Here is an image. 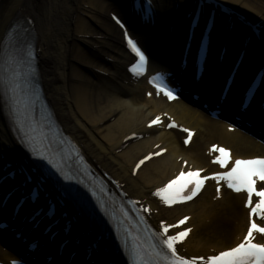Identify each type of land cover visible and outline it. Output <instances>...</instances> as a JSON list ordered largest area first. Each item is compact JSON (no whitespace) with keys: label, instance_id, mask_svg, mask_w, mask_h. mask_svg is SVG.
<instances>
[{"label":"bare ground","instance_id":"1","mask_svg":"<svg viewBox=\"0 0 264 264\" xmlns=\"http://www.w3.org/2000/svg\"><path fill=\"white\" fill-rule=\"evenodd\" d=\"M86 1L89 0H0V48L11 20L17 14L29 16L33 20L45 94L64 130L92 165L120 180L130 196L146 202L156 225L163 220L173 224L184 214H191L187 226L194 225V231L180 243L182 255H209L236 245L248 224L242 194L224 190L218 199L213 186L207 184L191 202L164 207L152 192L182 169H211L210 158L202 148L206 145L208 149L217 142L214 139L232 148L235 157L264 156V147L184 100L167 102L155 95L146 97L144 79H131L126 72L133 58L125 49L123 31L108 17L114 12L122 13L130 0H91L92 5L87 7ZM160 1L165 2L157 0L156 4L161 5ZM166 1L169 10L172 4L185 5V0ZM222 1L236 7L249 20L257 18L264 29V0ZM241 41L236 36L234 43L240 46ZM248 53L255 55L250 48ZM150 67L152 71L158 69L151 63ZM206 84L205 79L200 83ZM165 112L196 131L188 148L180 142L178 131L149 127L154 117ZM7 123L0 95V149L6 150V145H10V149L16 150ZM130 134L136 136L126 140ZM161 149L166 150L162 156L153 155L133 175L139 159ZM204 192H209V199L196 205ZM12 207L7 205L8 214H12ZM205 232L217 234L216 241L207 242ZM27 253L25 249L23 254ZM15 257L0 243V261ZM79 260L75 258L73 264ZM53 264L60 263L57 260Z\"/></svg>","mask_w":264,"mask_h":264},{"label":"snow or ice","instance_id":"2","mask_svg":"<svg viewBox=\"0 0 264 264\" xmlns=\"http://www.w3.org/2000/svg\"><path fill=\"white\" fill-rule=\"evenodd\" d=\"M143 10L146 15L151 14L153 11L151 0H145ZM114 19H116V22L122 28L124 27L118 18L114 17ZM28 35L29 30L27 28H24L22 25L14 26L5 40V52L8 56V63L14 64L17 69L21 66H26L31 71H35L32 68V61L35 57L32 45L28 42ZM125 37L128 46L135 56L139 58V62L134 64L129 70L134 75H142L143 73L140 69H144L147 63L145 54L127 32H125ZM22 75L23 73L21 71L14 70L12 72V79L7 84L11 92L9 99L13 115L16 114L17 107L20 103L18 93L22 91L19 83ZM155 80L156 78H153L150 82L155 84ZM156 87L158 94L162 92L169 100L176 99L172 91L160 85H156ZM249 91L251 95L253 90L250 89ZM150 95L151 93H149ZM160 122V117L157 116L151 121L149 127L157 125ZM168 127H176V125L170 123ZM184 131L188 132L189 137H191L192 133L188 129H184ZM184 143H189V140H185ZM23 144L34 159L41 161L48 167L49 176L60 184L65 196L78 200L83 210L87 213H94L98 208L100 212L107 215L106 205L99 202L96 192L93 189L84 185L83 181L77 178L78 172L71 169L66 171L65 168L68 166H62V162H58L53 154L48 153L47 148L38 150L31 146L32 142L28 139H24ZM164 151L166 150L161 149L160 152L149 154L139 161L136 168L139 169L146 160L152 159L153 155L159 156ZM212 151L219 152V156L213 163L218 164L222 169L228 170L203 178L201 177L202 170H181L174 179H171L165 186L158 188L154 192V195L164 205L169 207L177 203H185L199 195L205 185V181L208 179L216 182L217 194L220 192L219 185L221 181L226 183L227 187L236 193H246L247 199L245 207L249 209V227L242 241L234 247L219 251L218 253L186 258L179 254L176 246L189 236L192 229L185 228L174 235L169 234L170 228H179L187 223L190 218L186 216L175 225H166L164 222H161L163 231L160 233H151L147 242L141 241L138 234L133 237L129 231L127 233L128 237L135 241L131 245V248H129L127 240L119 245L123 249V254L127 257V264H264V243L254 242L256 234L264 235V226L257 223V219L264 221V187H257L258 182L264 184V158L235 159L231 161L228 150L214 146ZM62 160L63 156L61 154ZM185 165H187V162H185ZM74 185L80 187H74ZM81 188L84 190L82 191ZM90 197L91 200L97 201L95 205L91 203ZM254 198H256L255 201ZM134 203L138 204L139 202ZM141 211L149 212L150 209L141 208ZM153 238L158 240L159 243H153Z\"/></svg>","mask_w":264,"mask_h":264},{"label":"rangeland","instance_id":"3","mask_svg":"<svg viewBox=\"0 0 264 264\" xmlns=\"http://www.w3.org/2000/svg\"><path fill=\"white\" fill-rule=\"evenodd\" d=\"M5 1V0H4ZM89 1H91V0H89ZM89 1H86V7L87 6H91L92 4L89 2ZM109 17V16H108ZM109 19H110V17H109ZM213 141H220L219 139H214ZM181 142V141H180ZM206 149V145L202 148V151H206L205 150ZM207 195H203L202 197H200L196 202H195V204L196 205H199L201 202L203 203V201L205 200V199H207ZM184 213H187V211L186 212H184ZM194 231V230H193ZM215 236H217V234H214V233H211V232H205V234H204V238L206 239V241L207 242H213L214 240L216 241V237ZM218 237V236H217ZM1 264V263H0Z\"/></svg>","mask_w":264,"mask_h":264}]
</instances>
